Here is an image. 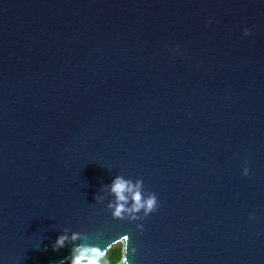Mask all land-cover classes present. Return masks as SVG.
Here are the masks:
<instances>
[{
    "label": "water",
    "instance_id": "95a60500",
    "mask_svg": "<svg viewBox=\"0 0 264 264\" xmlns=\"http://www.w3.org/2000/svg\"><path fill=\"white\" fill-rule=\"evenodd\" d=\"M117 176L158 210L115 217ZM121 241L264 264V0H0V264Z\"/></svg>",
    "mask_w": 264,
    "mask_h": 264
},
{
    "label": "clouds",
    "instance_id": "9594fccd",
    "mask_svg": "<svg viewBox=\"0 0 264 264\" xmlns=\"http://www.w3.org/2000/svg\"><path fill=\"white\" fill-rule=\"evenodd\" d=\"M243 35L247 37L249 35V31L247 29L243 30ZM243 175H248V169L244 168ZM142 185L143 181L138 179L135 184H133L130 180H126L121 176H117L110 185V191L116 198V206L113 212L115 217H120L122 213L125 211L131 212H139L141 210L144 211L145 215L149 213H154L158 210V202L157 197L154 193H150L148 197L145 199L142 196ZM129 194L132 201V207L130 209L125 208V204L128 201ZM111 207V205H109ZM252 217H250L251 219ZM68 239L66 235L59 236L55 244L52 247L53 251H57L58 249L64 246L65 241ZM71 239L74 241L78 239L77 235H73ZM125 240L127 237L124 238ZM120 257L118 264H126L125 257V244L123 241L120 242ZM108 252L102 251L97 247H87V246H77L72 249L71 256L72 259L70 264H109L106 259Z\"/></svg>",
    "mask_w": 264,
    "mask_h": 264
},
{
    "label": "trees",
    "instance_id": "16d2710c",
    "mask_svg": "<svg viewBox=\"0 0 264 264\" xmlns=\"http://www.w3.org/2000/svg\"><path fill=\"white\" fill-rule=\"evenodd\" d=\"M106 252H108V255L106 257V259L108 260L109 264H116V262L118 261L119 257H120V245H114L111 246L110 248H108L106 250ZM62 264H70V261L62 263Z\"/></svg>",
    "mask_w": 264,
    "mask_h": 264
},
{
    "label": "rangeland",
    "instance_id": "374dc122",
    "mask_svg": "<svg viewBox=\"0 0 264 264\" xmlns=\"http://www.w3.org/2000/svg\"><path fill=\"white\" fill-rule=\"evenodd\" d=\"M117 244H119V245H120V242H117V243H115L114 245H117ZM114 245H112V246H114Z\"/></svg>",
    "mask_w": 264,
    "mask_h": 264
}]
</instances>
